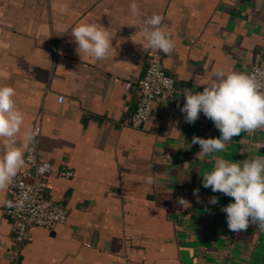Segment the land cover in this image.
<instances>
[{
    "label": "crops",
    "instance_id": "1",
    "mask_svg": "<svg viewBox=\"0 0 264 264\" xmlns=\"http://www.w3.org/2000/svg\"><path fill=\"white\" fill-rule=\"evenodd\" d=\"M136 2L134 17L131 0H0V86L15 88L25 116L17 141L37 134L40 158L53 167L50 194L69 213L65 225L32 231L20 264H264V230H229L221 208L233 198L202 184L217 156H264V129L198 157L193 136L221 133L202 112L189 124L180 110L183 90L203 91L214 70L264 65V0ZM153 13L175 44L159 53L178 92L154 100L134 128L139 93L126 84L136 87L146 69L151 51L137 34ZM81 23L108 28L116 55L82 60L71 33ZM9 187L0 189V264H10Z\"/></svg>",
    "mask_w": 264,
    "mask_h": 264
},
{
    "label": "clouds",
    "instance_id": "2",
    "mask_svg": "<svg viewBox=\"0 0 264 264\" xmlns=\"http://www.w3.org/2000/svg\"><path fill=\"white\" fill-rule=\"evenodd\" d=\"M131 14L139 16L136 0L129 4ZM164 17L153 13L144 19V26L137 34L143 49L170 55L175 48L171 36L163 30ZM81 59L105 60L116 55L113 34L102 25L81 23L71 30ZM0 47H7L0 43ZM165 86L173 90V80L163 77ZM203 91L184 89L185 103L180 109L186 123L193 124L202 112L220 131L219 138L203 139L193 136L192 144H199L198 157L215 155L226 150L233 137L242 132L254 133L264 129V83L255 76L243 72L214 70ZM12 86H0V189L7 187L26 163L34 161L36 133L26 131L23 143L17 141L24 124V113L19 109ZM202 184L233 198L234 202L223 206L229 230L246 231L250 224H258L264 230V156L247 157L243 161L229 162L217 156L212 171L202 175ZM198 194V190L194 195ZM190 206L186 200L179 201ZM199 202V200H198ZM211 204L218 198H210Z\"/></svg>",
    "mask_w": 264,
    "mask_h": 264
},
{
    "label": "built area",
    "instance_id": "3",
    "mask_svg": "<svg viewBox=\"0 0 264 264\" xmlns=\"http://www.w3.org/2000/svg\"><path fill=\"white\" fill-rule=\"evenodd\" d=\"M248 74L264 83V65L253 66ZM163 77L173 80V90L165 86ZM132 88L139 93L137 108L131 117V126L134 128H140L147 121L154 100L170 99L178 92L176 79L168 74L161 54L155 50L150 52L146 69L137 86L134 87L130 82L126 84L127 90ZM63 100L60 96L59 102ZM36 131H40V128H36ZM33 156V162L26 161L28 169L19 172L10 183V198L4 209L5 216L12 222L10 264H20L22 253L35 228L49 230L65 225L68 221L69 213L64 201L50 194L48 176L53 167L50 162L40 158L39 142L34 144ZM62 175L72 176V173L64 172Z\"/></svg>",
    "mask_w": 264,
    "mask_h": 264
},
{
    "label": "water",
    "instance_id": "4",
    "mask_svg": "<svg viewBox=\"0 0 264 264\" xmlns=\"http://www.w3.org/2000/svg\"><path fill=\"white\" fill-rule=\"evenodd\" d=\"M176 85H177V83H176Z\"/></svg>",
    "mask_w": 264,
    "mask_h": 264
}]
</instances>
